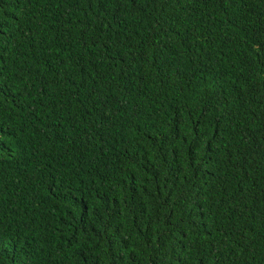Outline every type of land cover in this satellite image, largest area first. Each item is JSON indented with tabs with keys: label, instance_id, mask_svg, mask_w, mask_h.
Wrapping results in <instances>:
<instances>
[{
	"label": "trees",
	"instance_id": "obj_1",
	"mask_svg": "<svg viewBox=\"0 0 264 264\" xmlns=\"http://www.w3.org/2000/svg\"><path fill=\"white\" fill-rule=\"evenodd\" d=\"M0 264H264V0H0Z\"/></svg>",
	"mask_w": 264,
	"mask_h": 264
}]
</instances>
